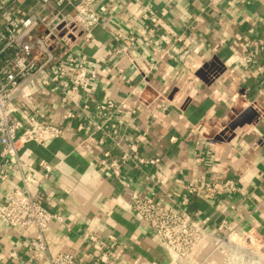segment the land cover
Instances as JSON below:
<instances>
[{
  "label": "crops",
  "instance_id": "0c3cea01",
  "mask_svg": "<svg viewBox=\"0 0 264 264\" xmlns=\"http://www.w3.org/2000/svg\"><path fill=\"white\" fill-rule=\"evenodd\" d=\"M25 4L40 12L35 0ZM96 8L101 23L81 50L92 110L68 122L64 105L46 98L42 112L62 137L20 150L40 180L37 198L65 218L47 229L51 252H72L73 264H190L169 257L122 203L140 197L176 210L191 184L199 191L188 211L205 228L264 235V0H97ZM211 61L221 64L214 79L202 70ZM106 99L138 110H93ZM46 163L53 170L44 176ZM5 172L0 209L5 192L23 186L15 162ZM32 236L0 222V264H47L33 255Z\"/></svg>",
  "mask_w": 264,
  "mask_h": 264
},
{
  "label": "built area",
  "instance_id": "2783aa9c",
  "mask_svg": "<svg viewBox=\"0 0 264 264\" xmlns=\"http://www.w3.org/2000/svg\"><path fill=\"white\" fill-rule=\"evenodd\" d=\"M35 2L40 12L27 10L25 0H0V174L7 179L5 166L15 162L23 182L22 187H11L5 192L0 222L10 228H32L31 251L37 257L44 255L47 264H73L72 252L50 250L47 229L53 222L63 223L65 218L49 211L37 198L40 180L21 160L20 150L29 142L42 144L62 137L61 126L46 120L42 112L46 98L64 105L68 122L85 119L92 110V104L84 100L91 79L81 50L84 43L91 42L101 15L97 0ZM220 68V63L211 61L202 70L214 79ZM93 107L98 113L125 110L133 114L138 110L125 101L112 99L97 102ZM78 128L82 129L83 124ZM96 128L100 130L102 126L97 124ZM133 150L136 151L135 146ZM104 154L111 159V171L118 176L121 164L109 151ZM128 158V153L122 156L123 161ZM158 161L138 159L141 164ZM43 167L44 176L53 170L51 164ZM198 191L191 184L176 210L140 197L123 202L122 206L152 228L173 260H190V264H264L263 234L254 229L218 233L205 228L190 214L188 206ZM88 239L93 243L98 237L90 234ZM109 239L115 241L116 236L110 234ZM10 256L16 258L17 253L10 252ZM100 259L106 261L104 254Z\"/></svg>",
  "mask_w": 264,
  "mask_h": 264
},
{
  "label": "rangeland",
  "instance_id": "374dc122",
  "mask_svg": "<svg viewBox=\"0 0 264 264\" xmlns=\"http://www.w3.org/2000/svg\"><path fill=\"white\" fill-rule=\"evenodd\" d=\"M264 250V249H263Z\"/></svg>",
  "mask_w": 264,
  "mask_h": 264
}]
</instances>
